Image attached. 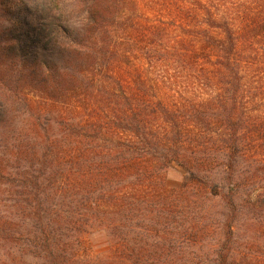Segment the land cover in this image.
<instances>
[{
  "label": "trees",
  "instance_id": "trees-1",
  "mask_svg": "<svg viewBox=\"0 0 264 264\" xmlns=\"http://www.w3.org/2000/svg\"><path fill=\"white\" fill-rule=\"evenodd\" d=\"M138 1L0 0V264H75L80 236L99 221L117 240L124 264L159 262L165 229L155 222L168 218L170 207L207 208L192 215L197 227L203 223L220 235L207 264H264V125L249 127L237 115L243 76L234 69V80L208 114L190 102L144 98L142 73L130 75L118 65L119 45L127 40L116 35L127 4ZM221 4L191 0L184 11L194 9L204 16L201 24L210 21L219 30L208 33V42L204 34L208 46L233 53L241 35L234 14ZM102 101L115 102L107 107L115 115L103 109L100 119L113 118V129L126 132L111 147L82 134L85 116L57 117L67 104L79 114L82 102L97 110ZM54 119L68 121L80 138L75 153ZM211 120L219 126L216 139L209 135L215 153L199 158L195 150L205 148L208 132L190 152L186 144L198 127L186 122L208 127ZM174 162L187 170L179 189L168 188L162 176ZM74 180L82 188L74 199L80 210L63 205L73 196ZM199 232L191 231L194 238Z\"/></svg>",
  "mask_w": 264,
  "mask_h": 264
},
{
  "label": "rangeland",
  "instance_id": "rangeland-1",
  "mask_svg": "<svg viewBox=\"0 0 264 264\" xmlns=\"http://www.w3.org/2000/svg\"><path fill=\"white\" fill-rule=\"evenodd\" d=\"M190 1L139 0L136 4L128 3V13L124 14L125 18L122 21L120 20L121 23L116 33L117 38L121 37L127 40L124 46L119 45L120 60L118 65H121L123 69L126 68L130 75H134L138 71L142 73V77L146 81H143L144 98L156 100L162 98L164 101L179 103L181 101L190 102L201 106L202 109L205 108L203 111L206 110L207 114L213 111L211 109L215 107V104L219 105L218 98L222 96L224 87L228 85V81L234 80V69L240 70L243 78L236 97L239 107L237 115L241 116V121L243 120L249 127L256 128L260 124L264 125V0H220L221 5L229 7L228 10L234 14L233 19L237 20L238 27L236 31L238 35H241L240 42L237 43L233 53L220 51L218 46H208L203 40L204 34L207 40L208 33H216L219 30L211 27L210 21L201 24L200 20L204 19V16L197 17L194 9L184 11V8L190 5ZM201 2L211 7L214 5V0H201ZM206 11H213V8L206 7ZM195 18L198 19L195 20ZM242 19V28L239 30L238 23ZM198 32H203L202 38H198ZM228 54L232 57L233 67L229 66ZM87 103L89 106L90 102L87 101ZM81 104L83 105L81 113L76 114L77 109L71 103L67 104L65 109L62 107L61 112L57 113V117L61 115L60 119H64V117L75 119L85 116L84 122H82L85 126L81 127L82 134L88 133L89 139H95L103 146L111 147L116 143V140L126 139V132L119 134L113 129L115 126L113 118L106 121L105 117L100 119V115H98L105 109L109 117H113L115 111L107 107H113L115 102L102 101L97 104V110L87 109L83 102ZM35 107H33L34 111ZM54 121L52 126L64 132L70 139L67 141L71 143L67 146V150L73 153L78 149L80 138L77 139V134L73 133L68 121L65 125L60 124L56 119ZM197 122L198 125L193 121L186 122V124L195 125V128L198 127L196 136L193 133L189 137L186 148L190 152L194 151L193 149L201 144L199 141L208 132L203 141L206 144L205 148L195 151L199 158L211 159L215 153L213 141L214 138L216 139V133L213 131L216 130L217 123L215 120H211L212 123L206 127L199 121ZM104 126L106 127L105 134L103 133ZM42 127L40 126L41 131L44 130ZM94 129L96 130L94 131ZM86 130L87 132H85ZM99 131L101 134L103 133L105 140L97 138ZM92 132L96 135H92ZM209 135L214 137L213 141ZM89 139L87 140L91 141ZM37 150L39 154L44 151L39 146ZM58 151L56 150L54 153H58ZM186 174V168L176 162L162 171L166 186L172 189L180 188ZM64 176L65 174L62 172L59 173L60 178ZM74 183L75 187L72 186L73 196H66V203L63 205L69 210L73 208L80 210V204H76L74 199L82 188L77 180H74ZM189 198L192 199V195L186 200L180 198V201L187 203ZM99 208L108 209L109 206L102 204ZM205 208L170 207L168 212L171 214L168 218L162 215L160 219L156 220L155 225L165 229L161 233L165 237V240L162 241L166 244L162 251V260L151 262V264H207L208 260L213 258L220 235L215 236L216 233L212 232V228L203 223L197 227L192 216L196 209L205 212ZM217 208L220 209V207ZM99 222L94 223L88 232L80 236V245L74 249L75 264H108L112 261L115 264H124L119 248H117V240L110 235L104 224ZM144 224L146 225V222ZM184 225L188 227V233L181 230ZM193 228L200 230L196 238L191 233ZM250 244L248 247L254 248L255 245ZM239 257V254L235 256L237 260Z\"/></svg>",
  "mask_w": 264,
  "mask_h": 264
}]
</instances>
